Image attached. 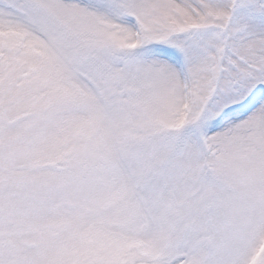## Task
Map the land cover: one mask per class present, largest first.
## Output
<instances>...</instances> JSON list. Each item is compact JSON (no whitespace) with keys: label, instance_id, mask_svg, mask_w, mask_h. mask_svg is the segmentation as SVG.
Instances as JSON below:
<instances>
[{"label":"snow or ice","instance_id":"snow-or-ice-1","mask_svg":"<svg viewBox=\"0 0 264 264\" xmlns=\"http://www.w3.org/2000/svg\"><path fill=\"white\" fill-rule=\"evenodd\" d=\"M0 264H264V0H0Z\"/></svg>","mask_w":264,"mask_h":264}]
</instances>
